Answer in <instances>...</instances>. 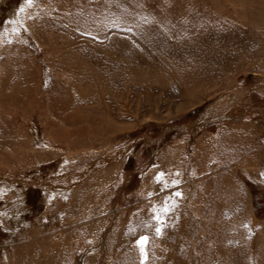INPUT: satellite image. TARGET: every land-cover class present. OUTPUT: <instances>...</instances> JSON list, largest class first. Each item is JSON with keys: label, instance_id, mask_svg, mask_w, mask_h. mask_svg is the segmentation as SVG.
Listing matches in <instances>:
<instances>
[{"label": "rangeland", "instance_id": "374dc122", "mask_svg": "<svg viewBox=\"0 0 264 264\" xmlns=\"http://www.w3.org/2000/svg\"><path fill=\"white\" fill-rule=\"evenodd\" d=\"M0 96V264H264V0H0Z\"/></svg>", "mask_w": 264, "mask_h": 264}, {"label": "snow or ice", "instance_id": "6c2138e0", "mask_svg": "<svg viewBox=\"0 0 264 264\" xmlns=\"http://www.w3.org/2000/svg\"><path fill=\"white\" fill-rule=\"evenodd\" d=\"M27 2H28L29 5H31L32 2H33V0H27ZM21 11L23 12L24 9H21ZM160 175H161V178H162V177H163V174L161 173ZM176 195L179 196L180 193L177 192ZM162 211H163L164 213H167V212L170 211V209H169L167 206H165V207L162 208ZM155 219L158 221V223H159L161 226L165 223V221L161 218L160 215H157V216L155 217ZM155 232H156L157 235H161V234H162V227H157V228L155 229ZM148 243H149V238H148L147 236H141V237H140V240L138 241V244H139V247H140L141 253H142L143 256H144V260H145V261L148 259L147 251H146V247H147V244H148Z\"/></svg>", "mask_w": 264, "mask_h": 264}, {"label": "bare ground", "instance_id": "6f19581e", "mask_svg": "<svg viewBox=\"0 0 264 264\" xmlns=\"http://www.w3.org/2000/svg\"><path fill=\"white\" fill-rule=\"evenodd\" d=\"M4 93H6V92H4ZM3 96V95H2ZM5 96V95H4ZM1 97V96H0ZM209 232V231H208ZM209 242V241H208ZM207 243V242H206ZM201 257H202V255H201ZM200 258V257H199Z\"/></svg>", "mask_w": 264, "mask_h": 264}]
</instances>
